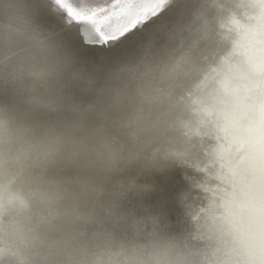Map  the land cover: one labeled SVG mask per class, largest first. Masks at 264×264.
<instances>
[{
	"label": "clouds",
	"instance_id": "obj_1",
	"mask_svg": "<svg viewBox=\"0 0 264 264\" xmlns=\"http://www.w3.org/2000/svg\"><path fill=\"white\" fill-rule=\"evenodd\" d=\"M177 4L135 54L89 61L44 22L48 0H0V264H264V236L193 238L145 203L142 178L183 166L231 10L159 8Z\"/></svg>",
	"mask_w": 264,
	"mask_h": 264
},
{
	"label": "bare ground",
	"instance_id": "obj_2",
	"mask_svg": "<svg viewBox=\"0 0 264 264\" xmlns=\"http://www.w3.org/2000/svg\"><path fill=\"white\" fill-rule=\"evenodd\" d=\"M174 7L167 8L170 12ZM160 9V8H159ZM158 9V10H159ZM264 0H240L218 24L227 46L216 59L202 94L207 103L190 131L185 175L194 187L181 209L193 238H207L209 225L228 238L252 243L264 236V168L256 148L246 153L249 133L237 121L261 113L264 97Z\"/></svg>",
	"mask_w": 264,
	"mask_h": 264
},
{
	"label": "water",
	"instance_id": "obj_3",
	"mask_svg": "<svg viewBox=\"0 0 264 264\" xmlns=\"http://www.w3.org/2000/svg\"><path fill=\"white\" fill-rule=\"evenodd\" d=\"M238 1L240 0H227L231 11L238 10ZM102 6L106 11L100 13V24L97 26L101 27L102 30L113 26H121L123 18L119 15L120 7L116 5L115 0H107ZM173 7L170 12H167V8L164 10L157 9V15L150 16L140 27L107 46L85 43L81 36L82 29L85 26L76 23H66L64 14L57 11L54 7L50 6L42 18L46 24L63 29L67 39L84 59L89 61L112 60L135 54L139 46L149 39L157 25H162L175 19L185 6L177 4ZM218 35L219 45L212 58L210 72L213 70L217 57L226 50L227 46V30L222 33L221 28H218ZM191 143L193 142L191 141ZM182 163L183 166H173L162 173H153L150 177L142 178L140 181L142 183H151L154 186L153 191L146 195L145 203L151 205L155 210L163 209L167 213V218L172 228L176 231L181 229L188 231V222L184 218V210L181 209L182 200L184 199L183 203H185V200L191 198L194 192L192 183L185 175V171H188V169L184 164V158Z\"/></svg>",
	"mask_w": 264,
	"mask_h": 264
},
{
	"label": "snow or ice",
	"instance_id": "obj_4",
	"mask_svg": "<svg viewBox=\"0 0 264 264\" xmlns=\"http://www.w3.org/2000/svg\"><path fill=\"white\" fill-rule=\"evenodd\" d=\"M107 0H48L51 7L64 14L65 22L68 24L76 23L82 26L96 27V31L89 36H85L81 32V36L85 43L110 45L113 42L123 38L130 31L141 26L150 16L157 15V9L164 3V0H115L116 5L120 7V17L123 18V32L119 36L108 35L106 29L97 26L100 24V13L105 12L102 6ZM115 6V5H114ZM111 29L119 31V27L113 26ZM239 129H244L249 136L244 141L243 150L251 153L256 148V142L253 136H258L260 145L259 152L261 155L262 168H264V97L261 101V113L259 118L255 112L247 114L246 118L236 122Z\"/></svg>",
	"mask_w": 264,
	"mask_h": 264
}]
</instances>
